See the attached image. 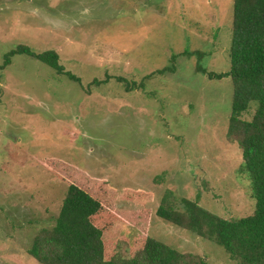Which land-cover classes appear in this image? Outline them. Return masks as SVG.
<instances>
[{
  "label": "rangeland",
  "instance_id": "374dc122",
  "mask_svg": "<svg viewBox=\"0 0 264 264\" xmlns=\"http://www.w3.org/2000/svg\"><path fill=\"white\" fill-rule=\"evenodd\" d=\"M233 17L234 0H0V66L19 46L54 50L81 79L25 54L0 67V264H39L33 238L55 225L68 190L43 164L49 158L118 194L148 193L145 203L118 201L136 218L128 236L235 264L157 215L167 192L225 219L254 212L228 137L232 82L202 72L229 70Z\"/></svg>",
  "mask_w": 264,
  "mask_h": 264
},
{
  "label": "trees",
  "instance_id": "16d2710c",
  "mask_svg": "<svg viewBox=\"0 0 264 264\" xmlns=\"http://www.w3.org/2000/svg\"><path fill=\"white\" fill-rule=\"evenodd\" d=\"M21 54L81 83L60 64L54 50L37 54L19 46L6 54L0 67L6 69L12 57ZM229 61L226 73L202 72L212 79L228 77L232 82L228 137L240 147V173L251 182L254 212L239 219H225L188 199L178 205L167 192L157 215L223 247L235 264H264V0H234ZM253 102L256 109L251 119H243ZM43 164L67 184L68 190L55 225L33 238L29 254L39 264H209L204 258L183 254L149 235L137 232L136 236H128L127 231L136 227V218L132 210L118 207V201L145 203L148 193L126 189L118 194L107 182L93 179L64 161L49 158Z\"/></svg>",
  "mask_w": 264,
  "mask_h": 264
}]
</instances>
